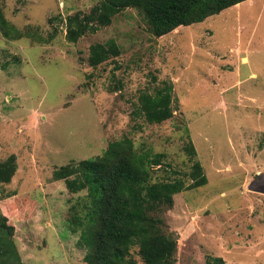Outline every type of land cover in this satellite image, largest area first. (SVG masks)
Instances as JSON below:
<instances>
[{
  "label": "rangeland",
  "instance_id": "rangeland-1",
  "mask_svg": "<svg viewBox=\"0 0 264 264\" xmlns=\"http://www.w3.org/2000/svg\"><path fill=\"white\" fill-rule=\"evenodd\" d=\"M100 0H0L17 28L46 42L0 32V160L16 157L0 184V220L23 264H88L71 231V193L53 171L99 155L127 136L163 153L152 181L182 177L198 160L207 182L173 196L163 217L177 239L175 264H264V0H246L163 35L128 7L109 25L66 37L65 17ZM114 39L119 53L92 67L90 45ZM173 85L171 118L148 123L142 91ZM191 142L195 155L187 152ZM9 195V196H8ZM72 207V208H73ZM134 264H144L131 249Z\"/></svg>",
  "mask_w": 264,
  "mask_h": 264
},
{
  "label": "trees",
  "instance_id": "trees-1",
  "mask_svg": "<svg viewBox=\"0 0 264 264\" xmlns=\"http://www.w3.org/2000/svg\"><path fill=\"white\" fill-rule=\"evenodd\" d=\"M246 0H100L87 13L75 12L65 17L66 37L77 41L85 33H94L109 25L120 11L136 8L155 36L201 22L211 15ZM0 32L9 39L23 36L46 42L30 27L17 28L4 15L0 4ZM119 53L114 39L90 45L87 61L95 67ZM138 110L148 123H160L174 114L173 85L169 80L154 91H142ZM187 152L196 154L193 144ZM164 154L138 151L132 139L124 136L108 143L101 154L67 163L53 171L56 181H64L71 193L82 192V209L71 206V231L79 232L77 245L85 249L88 264H134L131 249L144 264H175L177 239L165 229L163 213L180 191L204 185L207 177L198 160L191 164L185 183L182 177L152 181L154 167L161 165ZM17 169L16 157L0 160V184L9 183ZM9 196V195H8ZM73 207V208H72ZM14 226L0 220V264H23L11 238ZM206 264H224L220 256L208 255Z\"/></svg>",
  "mask_w": 264,
  "mask_h": 264
},
{
  "label": "bare ground",
  "instance_id": "bare-ground-1",
  "mask_svg": "<svg viewBox=\"0 0 264 264\" xmlns=\"http://www.w3.org/2000/svg\"><path fill=\"white\" fill-rule=\"evenodd\" d=\"M237 5V4H236Z\"/></svg>",
  "mask_w": 264,
  "mask_h": 264
}]
</instances>
